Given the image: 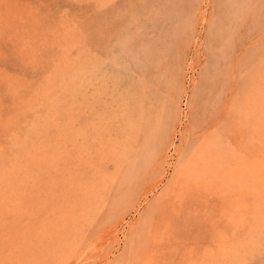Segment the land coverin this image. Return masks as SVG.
<instances>
[{
    "label": "rangeland",
    "instance_id": "obj_1",
    "mask_svg": "<svg viewBox=\"0 0 264 264\" xmlns=\"http://www.w3.org/2000/svg\"><path fill=\"white\" fill-rule=\"evenodd\" d=\"M176 1L0 0V264H264V1ZM154 24L192 27L175 32L190 62L175 140L188 141L167 150L157 178L134 185L122 155L143 72L122 74L110 57L126 32ZM230 36L242 40L237 61L253 51L258 73L209 163L213 130L200 118L187 135L191 90L224 60ZM99 61L95 101L81 80Z\"/></svg>",
    "mask_w": 264,
    "mask_h": 264
},
{
    "label": "bare ground",
    "instance_id": "obj_2",
    "mask_svg": "<svg viewBox=\"0 0 264 264\" xmlns=\"http://www.w3.org/2000/svg\"><path fill=\"white\" fill-rule=\"evenodd\" d=\"M173 1L175 3V0H173ZM178 1H176V2H178ZM242 1H241L242 4L245 1H248V3L251 4L250 6H252V4H254V3H252L253 2L252 0H242ZM262 1H264V0H262ZM127 2H128V4L130 3L129 1H127ZM136 2H137V0H136ZM179 2H182V0H180ZM237 2H238V0H237ZM145 3H146V0H145ZM139 4H142V3H139ZM168 5L169 4H167V6ZM174 5L176 6V3ZM152 6H153V4H152ZM261 7H262V5H261ZM125 8H127V7H125ZM173 8H174V6H173ZM151 9H153V7ZM243 9H244V6H243ZM249 9H248V11H249ZM120 10H122V9H120ZM127 10H128L127 13H129V15L133 14L131 7L130 8L128 7ZM138 10L140 11V9H138ZM167 11H169V10H167ZM239 11L243 12L244 10L242 11V8H241V9H239ZM250 11H251V9H250ZM150 12H151V10H150ZM162 12H163V10H162ZM162 12L161 13L159 12V13L162 15ZM145 15H146V13H145ZM150 16L152 17V15H150ZM164 16H165V14H164ZM254 17H253V19H254ZM125 18H126V16H125ZM128 18H130V17L128 16ZM133 18H135V17H133ZM148 18H149V16H148ZM153 18H155V17H153ZM148 21L150 22V20H148ZM252 21H250V22L252 23ZM172 22L175 23L174 21H172ZM185 22H186V20H185ZM185 22H184V26H185ZM154 25L157 26L156 24H154ZM189 25H190V23H189ZM155 26L154 27H147V26L146 27H137V28H135V29H137L136 31H135V29H133V32H126L123 37L121 36L122 37L121 38L122 43H121L119 49L117 48L118 49V50L116 49L117 51L114 50V53L112 52V56L110 57L112 64H116V65L120 66V70H122V74H124V72H128V74H129V72L134 73V72H136L135 68L137 70L143 72V74L138 75V77H139L138 85H137V87L133 88V90L130 94L131 95V103L129 104V113H128L129 114L128 137H129L130 143H129V146L126 147L125 153L122 155V157L124 159L123 161H125L124 165L122 166L124 179L127 180L130 184L134 183V185L137 181L139 182V180L141 181L143 178H146V175H148L150 173L152 175H154V178L155 177L157 178L158 174H160L161 171L163 170V167H164L163 161H164L165 153L167 152V150L171 147H175V149H176L179 146H181L184 141H186V142L188 141V138H186V136H185V138H186L185 140L183 138L184 136L181 138V140H180L181 143H179V144H177V142L175 140L176 130H178V127L180 126L181 121H182V118H181L182 116H180L181 112H180V106H179L178 101H179V98L184 93H187V89H185V84H184L185 74H187V73H185L186 72L185 67L187 66V64L190 63V62L188 63V61H186V60H188L186 55H182L181 54L182 51L180 53V47H179L180 45L179 46L176 45L177 44L176 41L181 36V35L178 36L176 33L179 34L180 32H183V31L186 32L189 29H191L192 27H181L182 29L183 28L185 29L182 31V29L179 27H178L179 28L178 29L177 27H158V26L155 27ZM178 26H179V24H178ZM97 29H98V27H97ZM180 29H181V31H180ZM236 29H238V28L236 27ZM247 29H249V26ZM253 29H254V27H253ZM209 30H211V29H209ZM230 30H232V29H230ZM240 30H241V28H240ZM254 30L249 31V32H251L253 34ZM233 32H235V31L233 30ZM180 34H182V33H180ZM232 34H233V36H234V34H235V36H236V34H239L241 37L239 30L238 31L236 30V32L232 33ZM138 36H139L140 40H139V38H137ZM176 36L178 37V39H176ZM233 36H230L229 38H231ZM101 39H102V37H101ZM135 39L140 41V43L138 45H134V41H136ZM231 39H232L231 41L229 39V41L231 42L229 44V47L231 50H229V52L227 50L226 53L228 52V54L225 53V56L223 55L224 60L222 62H219V63H218V61L217 62L213 61L211 63V68H206L202 80L199 83H197L194 86V88H192V90H191L192 94H191L190 101H191V104L193 105V110L191 111V114L189 113L190 118H191L190 119L191 124L187 125L186 129L189 130L187 135L188 134H190V135L196 134L197 129L200 126L203 127V125L207 130H213V132H212L213 137L212 138H210V139H206V137L203 138V141H205V143H204L205 144V150L204 151L208 154V158L210 159L209 163H211L212 158L214 161V156L218 152L217 151L218 148H221V143H222L223 137H222V131L220 129L227 123L228 120H230L232 112H234L237 109L236 105L239 106V103H241L242 101H246V99L242 100V98L245 96V94L250 93L251 96H253L252 91L254 90L253 87H254V83H255V79H256V73H258V72H256L257 71L256 70V64H254V61H256L258 58L256 57L255 58L256 60H254L252 63L253 58L251 57L253 54L252 50H254V49L250 50V52L252 51L249 54L250 56L247 54L249 56V61L247 60L248 58L245 59V61L247 60L248 63L246 64L244 62L246 64V66L244 65V63L243 64L241 63L243 65V67H242V65L239 63L241 61H239V62L237 61L238 59H240V57L237 56V51H238L237 44L238 43L241 44L242 40H241V42L237 41L238 43L236 44L235 40L233 41V38H231ZM236 39H238V35H237ZM113 40H115V39H113ZM243 40H244V38H243ZM251 40H252V38H251ZM139 41H137V42H139ZM187 41L189 42V40H187ZM239 41H240V38H239ZM178 42H179V40H178ZM112 44H114V43H112ZM241 46H240V48H241ZM251 47H254V46H251ZM114 48H115V46H114ZM108 49H111V47ZM107 52L105 51L104 53H107ZM245 53H247V52H245ZM185 54H187V56H188V52ZM220 55H222V54L220 53ZM236 56L238 59H236ZM222 59H223V57H222ZM237 63H238V65H237ZM101 65H102V61H99L96 65V67L94 68V70L91 71L92 75L89 73L91 77L83 74L82 80H81V90L84 89L85 86H89V85L93 84L94 88H92L93 89L92 97H93V100H95V101L97 99L98 94H100L99 93V86H101L100 85L101 79H100V75H99V68L101 67ZM239 66H241L242 68ZM132 68H134V70ZM78 70H79V68H78ZM193 80H194V77H193L192 81ZM262 80H263V77H262ZM78 81H80V80H78ZM116 84H117V82H116V78H115V80L113 81V84H112V88L114 89V91L112 90L113 92H115L117 90ZM262 86H264V85L262 84ZM172 90L176 91L175 92L176 95H173L171 93ZM100 92L102 93L101 90H100ZM79 97H81V96H79ZM262 98H261V100H262ZM82 100H83V98H82ZM194 104L196 106V109H195ZM189 105H190V103H189ZM242 107L243 106L241 104V108H240L241 110H242ZM234 114L236 115V117L238 116L237 113H234ZM239 114H240V112H239ZM189 115H186V118ZM235 115H233V116H235ZM236 117H235V119H236ZM200 118L202 119L201 122L203 124L200 123L201 125L198 127V124H199L198 121ZM235 119L233 118L232 121H229V123L233 122ZM190 122H188V123H190ZM238 123H237V125H238ZM237 125H236V127H232V128H234V129H232L233 131L238 130V129H236ZM227 126H230V125H227ZM202 129H204V128H202ZM230 129L231 128H229V131L231 132ZM239 130H240V128H239ZM227 134H228V132H227ZM200 137H201V135H200ZM229 137H230V134H229ZM226 139H228V138L226 137ZM186 142H185V144H186ZM180 149H181V154H180L181 157H182V155L185 156L187 153L188 145L186 148L182 147ZM196 150L198 151V148ZM197 151H196V153H197ZM203 154H204V152H203ZM216 163H218V161H216ZM160 180H161V178L156 180L155 188H157L159 186L157 184L160 182ZM151 185H153V184H151ZM145 252H146V250H145Z\"/></svg>",
    "mask_w": 264,
    "mask_h": 264
}]
</instances>
